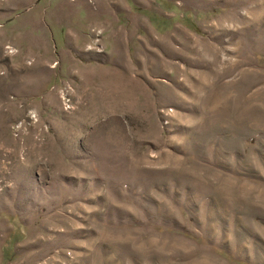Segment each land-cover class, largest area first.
Masks as SVG:
<instances>
[{
	"label": "rangeland",
	"instance_id": "rangeland-1",
	"mask_svg": "<svg viewBox=\"0 0 264 264\" xmlns=\"http://www.w3.org/2000/svg\"><path fill=\"white\" fill-rule=\"evenodd\" d=\"M0 264H264V0H0Z\"/></svg>",
	"mask_w": 264,
	"mask_h": 264
},
{
	"label": "built area",
	"instance_id": "built-area-1",
	"mask_svg": "<svg viewBox=\"0 0 264 264\" xmlns=\"http://www.w3.org/2000/svg\"><path fill=\"white\" fill-rule=\"evenodd\" d=\"M9 50H11L10 48H9ZM10 53H12V50H11V52Z\"/></svg>",
	"mask_w": 264,
	"mask_h": 264
}]
</instances>
